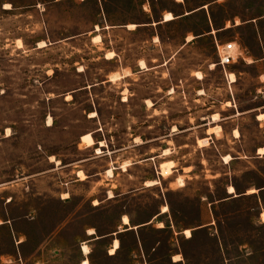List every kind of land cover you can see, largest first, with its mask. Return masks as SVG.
Returning <instances> with one entry per match:
<instances>
[{"label": "rangeland", "instance_id": "rangeland-1", "mask_svg": "<svg viewBox=\"0 0 264 264\" xmlns=\"http://www.w3.org/2000/svg\"><path fill=\"white\" fill-rule=\"evenodd\" d=\"M211 2L217 26L264 14V0H0V264H134L131 238L115 256L96 239L126 210L148 212L163 189L176 228L191 231L173 242L182 264H264V20L186 46L205 15L129 29ZM157 31L162 43H148ZM216 41L238 42L240 59L223 68ZM159 166L161 186L128 200ZM145 236L161 242L151 264H174L169 231Z\"/></svg>", "mask_w": 264, "mask_h": 264}, {"label": "crops", "instance_id": "crops-1", "mask_svg": "<svg viewBox=\"0 0 264 264\" xmlns=\"http://www.w3.org/2000/svg\"><path fill=\"white\" fill-rule=\"evenodd\" d=\"M182 2H183V0L177 1L178 4H181ZM215 3L211 2L207 5L203 4L202 6L197 8L196 10L186 11L182 14H174L171 11H167V12H171L173 14V16L175 17V19L170 20V21H164V16H165L166 12H163L159 18L160 20H157V21L154 20L152 22H147L146 24H143V25H136V24L135 25H136V28L138 26L148 27V28L153 27V26L160 27L162 25L165 26V25L173 24L176 21L182 20L183 18H186L189 16L205 15L206 21H205V25L203 27L202 32L200 34H196V36H192L193 38L191 40H188L189 36L184 37L183 43L186 46L189 43H192L194 40L201 41L204 38H206L207 36L217 34L220 31H226V30H230V29L241 28L242 26H245L248 24L260 23L264 20V14H262L256 19L246 20V21H241V22H238L236 19H233V20L227 19V20H225V22L222 26H217L216 23L213 21L212 16L208 15L209 12L208 11L206 12L207 8H210ZM156 38H157V40H156ZM147 42L153 43V44H157L158 42L162 43V37L159 34V32L157 31L156 35L153 34L152 38L150 40H148ZM216 42L218 43V41H216ZM234 42L238 46H240V44L238 42H236V41H234ZM240 49H241V46H240ZM259 115L260 114L255 115V120L257 121L259 126H261V122L263 121V119H258ZM94 134H96V133H91V135L95 141V138L93 136ZM99 143H101V142H99ZM96 144L97 143L95 142V145ZM136 146L138 147V145H136ZM101 147L105 148V146H101ZM87 148H90V147H87ZM114 153H116V152H114ZM259 155H261V154H259ZM162 156H164L163 152L162 153L158 152L157 154H155V156L149 157L145 161V163L149 164L148 162L157 160L158 158H160ZM121 168H122L121 166H119V167L112 166V169L114 172V177H115L117 171ZM109 169H110L109 167H107L105 169V171H104L105 175L107 174V171ZM76 174H78V172H76ZM156 174H157V176H156ZM156 177H158V180ZM153 178H154L153 180H157L159 182L158 185L147 186L146 185L147 181H146L143 183L142 186L138 187L135 191H133L127 199L131 200V201L139 200L140 202H142V199H140V197H142V195H144L148 192L150 193V191H151L150 188L161 186L163 180L161 178L160 166H159V168H157V170L155 172V176H153ZM148 181H151V180H148ZM171 184H172V182L170 183V185ZM159 188H157V189H159ZM164 190L165 189H163V192H161V193L159 192V194H157V197H156V199L153 200V203H151L148 212L142 211L143 209H140L139 211H136V212H129L126 210L120 216V219H119L117 226H116V228H117L116 231L104 234V235H102L96 239L98 241H101V240L107 241V245H108L107 252H108V254H109V251L111 250V248L114 247L115 241L119 242V248L117 249V252L114 255L109 254L110 256L117 255V253L122 249L124 241L131 238L133 240V243H132L133 246L131 247L130 252H131V255L133 256L134 264H151L150 261L147 259L146 254L148 252L155 251L161 242H156L154 244H151L150 246L148 245V241L146 239L145 234L149 229H155L157 231H163V230L169 231L170 232V242H172V243L175 241L176 242L179 241L181 239V236H184V230H186V229L178 230L176 228V225H175V222L173 219V215L171 214L170 206H169L168 202L166 203L164 201V195H166V192ZM170 190H171L170 187L166 189L167 192H170ZM227 192H228V189H227ZM254 194L255 193H248V191H247L245 195L248 196V195H254ZM230 195H232V194H230ZM233 197H235V196H233ZM116 202H118V201H116ZM141 204L143 206H148V205H146V203H141ZM164 206L169 207V210L167 212H163ZM125 216L129 219L128 224L123 222ZM213 229H214V222L211 221L209 223L204 224L200 230H209L212 232ZM89 236H93V235H89ZM192 236H193V233H192ZM187 239H189V238H187ZM175 245H176L175 243L172 244L173 247L171 248V251H170L172 253V255L170 257L171 261L174 264H182L183 258L181 256V254L178 252V250L176 249ZM175 256H181V258H182L181 261H175L174 260Z\"/></svg>", "mask_w": 264, "mask_h": 264}, {"label": "bare ground", "instance_id": "bare-ground-1", "mask_svg": "<svg viewBox=\"0 0 264 264\" xmlns=\"http://www.w3.org/2000/svg\"><path fill=\"white\" fill-rule=\"evenodd\" d=\"M177 1H181V0H177ZM7 6H8V8H10V5H7ZM173 19H175V17L173 16V14H172L171 12H166V13H165L164 21H170V20H173ZM135 28H136V25H135V24H130V25H129V29L134 30ZM192 38H193L192 36H189L188 40H191ZM93 39H94V40H97V42L100 41V40H99V39H100L99 35L96 36V37H94ZM156 39H157V38H156ZM19 45H21L20 42H19ZM44 46H45V43H44V44L42 43L40 47H44ZM114 57H115V53H114V52H108V53L106 54V58L109 59V60L113 59ZM140 65H141L142 68H146V69H147L146 63H145L144 61H141V62H140ZM215 66H216L215 64H212V65H211V69L215 68ZM195 75H196V77H197L199 80L203 79V74H202V72H200V71H199V72H196ZM118 76H119V75H114V76H112V79L117 78ZM230 76H231V82H232V83H233V82H236V75L232 73ZM148 104L151 106V105H152V102H151L150 100H148ZM96 115H97L96 113H92V114H91V117H96ZM217 118H218V114L214 115V118H213L214 121L218 120ZM263 118H264V114H260L259 117H258V119H263ZM49 122H51V119H49ZM212 129H216V131H217V130L219 131V130H221V127H220V126H217V127H215V128H211V129L208 130V133H210ZM175 130H176V128H174V131H175ZM236 134L238 135V133H236ZM82 142L85 143L86 146H91V145H93V140H92V138H91V135H87V136L83 137ZM199 143H200L201 145H207V144H208V139H205V140H199ZM97 153H101V150H100V149H97ZM169 153H170L169 150H165L164 155H167V154H169ZM259 154H264V148H261V149L259 150ZM224 160H225V163L228 164V163H230V161H231V157H230V156H226V157L224 158ZM172 167H173V162H172V161L163 163V164L161 165L163 175H164V176H168V175H170V174L172 173ZM188 170H189V169H188ZM107 173H108L109 176H111L113 172H112V170L110 169ZM78 176L80 177L81 180H84V179H85V176L83 175V172H82V171H79V172H78ZM179 182L182 183L183 181L180 180ZM155 184H157V181L147 182V185H148V186H152V185H155ZM235 191H236V189H235L233 186H229V188H228V192H229V194H232V195H233V194H235ZM256 192H257L256 189H250V190L248 191V193H256ZM112 196H113V195L110 194V197H112ZM167 211H168V207H164V208H163V212H167ZM261 218H262V222L264 223V213L262 214ZM123 222H125V223L128 224L129 219L125 216ZM184 233H185L188 237L191 236V231H190L189 229L185 230ZM88 234H90V235H94V234H96V232H95L94 229H90V230L88 231ZM118 248H119V242L115 241V245H114L113 248H111V250H110V254H111V255H114V254L117 252V249H118ZM82 251H83V254H84V255H89V254H91V250H90V248H89L88 245H83V246H82ZM178 260H180V259H178ZM82 264H90V262L86 259V260H84V261L82 262Z\"/></svg>", "mask_w": 264, "mask_h": 264}, {"label": "built area", "instance_id": "built-area-1", "mask_svg": "<svg viewBox=\"0 0 264 264\" xmlns=\"http://www.w3.org/2000/svg\"><path fill=\"white\" fill-rule=\"evenodd\" d=\"M216 47L219 57V64L223 68L236 63L242 55L240 46H238L235 42H228L225 44L217 43Z\"/></svg>", "mask_w": 264, "mask_h": 264}, {"label": "snow or ice", "instance_id": "snow-or-ice-1", "mask_svg": "<svg viewBox=\"0 0 264 264\" xmlns=\"http://www.w3.org/2000/svg\"><path fill=\"white\" fill-rule=\"evenodd\" d=\"M6 7H8V6L6 5Z\"/></svg>", "mask_w": 264, "mask_h": 264}]
</instances>
